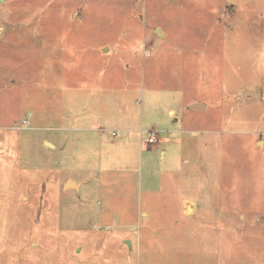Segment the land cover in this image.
Listing matches in <instances>:
<instances>
[{
    "label": "rangeland",
    "instance_id": "374dc122",
    "mask_svg": "<svg viewBox=\"0 0 264 264\" xmlns=\"http://www.w3.org/2000/svg\"><path fill=\"white\" fill-rule=\"evenodd\" d=\"M0 264H264V0H0Z\"/></svg>",
    "mask_w": 264,
    "mask_h": 264
},
{
    "label": "built area",
    "instance_id": "2783aa9c",
    "mask_svg": "<svg viewBox=\"0 0 264 264\" xmlns=\"http://www.w3.org/2000/svg\"><path fill=\"white\" fill-rule=\"evenodd\" d=\"M28 122L25 121L23 123V128H27L28 127ZM158 139H159V132H157L156 130H152L150 131V133L148 134V136L146 138H143L142 142L143 144H146V145H152V144H156L158 142Z\"/></svg>",
    "mask_w": 264,
    "mask_h": 264
},
{
    "label": "water",
    "instance_id": "95a60500",
    "mask_svg": "<svg viewBox=\"0 0 264 264\" xmlns=\"http://www.w3.org/2000/svg\"><path fill=\"white\" fill-rule=\"evenodd\" d=\"M247 97H253V98H260V94L259 92H253V91H246L244 92V94L242 95V99H245ZM194 109H198V110H204V106L201 105V104H195L193 106H191V110H194ZM70 185V186H73L71 182H67V185ZM79 188V185L77 186Z\"/></svg>",
    "mask_w": 264,
    "mask_h": 264
},
{
    "label": "crops",
    "instance_id": "0c3cea01",
    "mask_svg": "<svg viewBox=\"0 0 264 264\" xmlns=\"http://www.w3.org/2000/svg\"><path fill=\"white\" fill-rule=\"evenodd\" d=\"M235 11H234V7H232V10H230V15H232V13H234ZM246 91H249V90H247V89H245V91L244 92H246ZM252 91V90H251ZM254 92V91H253ZM244 94V93H243ZM242 94V95H243ZM261 96V95H260ZM196 103H191V106H193V105H195ZM197 104H199V103H197ZM202 105V104H201ZM191 106L190 107H187V109H189V110H191ZM204 109H205V106H204ZM206 110V109H205ZM170 115H172V116H174L175 115V112L174 111H171L170 112ZM176 121L178 122L179 121V119H176ZM143 131L141 130V142H142V140H143ZM143 143V142H142ZM47 145L48 146H50V147H54L51 143H49V142H47ZM81 187V185H79V188Z\"/></svg>",
    "mask_w": 264,
    "mask_h": 264
}]
</instances>
